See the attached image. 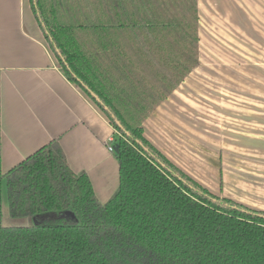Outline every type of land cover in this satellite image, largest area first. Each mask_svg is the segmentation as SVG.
Listing matches in <instances>:
<instances>
[{
    "label": "crops",
    "instance_id": "obj_1",
    "mask_svg": "<svg viewBox=\"0 0 264 264\" xmlns=\"http://www.w3.org/2000/svg\"><path fill=\"white\" fill-rule=\"evenodd\" d=\"M63 3L68 23L89 28L76 38L81 51L140 86L173 84L180 46L196 27L197 64L145 119L143 137L211 193L264 211V72H257L264 57L250 46L264 40V0ZM114 133L64 76L30 0H0L1 172L56 139L69 168L84 172L104 203L118 186L117 160L107 149Z\"/></svg>",
    "mask_w": 264,
    "mask_h": 264
},
{
    "label": "trees",
    "instance_id": "obj_2",
    "mask_svg": "<svg viewBox=\"0 0 264 264\" xmlns=\"http://www.w3.org/2000/svg\"><path fill=\"white\" fill-rule=\"evenodd\" d=\"M30 3L64 76L115 130L118 186L99 202L88 176L69 168L56 139L5 173L0 166V219L4 183L8 215L36 221L0 223V264H264V211L211 193L142 134L152 110L197 64L196 27L180 46L173 84L140 86L129 72L81 51L76 38L89 28L65 20L63 0Z\"/></svg>",
    "mask_w": 264,
    "mask_h": 264
},
{
    "label": "rangeland",
    "instance_id": "obj_3",
    "mask_svg": "<svg viewBox=\"0 0 264 264\" xmlns=\"http://www.w3.org/2000/svg\"><path fill=\"white\" fill-rule=\"evenodd\" d=\"M261 42V44H259ZM258 43V39H251L250 46L251 50L258 49L259 54L264 57V40H260ZM260 57V58H262ZM257 58V53L253 56L251 55V62L254 63ZM257 72L261 74L264 72V64L259 65L257 67ZM255 210V209H254ZM0 223L3 226H11V227H20V226H29L31 224H35L36 221L33 218L23 217V218H12L8 215L7 212V204L5 198V191H4V183L1 185V219Z\"/></svg>",
    "mask_w": 264,
    "mask_h": 264
},
{
    "label": "water",
    "instance_id": "obj_4",
    "mask_svg": "<svg viewBox=\"0 0 264 264\" xmlns=\"http://www.w3.org/2000/svg\"><path fill=\"white\" fill-rule=\"evenodd\" d=\"M91 95L98 101V98L94 94L91 93ZM117 150H118V147H117V145H115L114 146V152H117ZM64 215L67 216L71 220V222H76L75 215L72 213L71 210H66L64 212Z\"/></svg>",
    "mask_w": 264,
    "mask_h": 264
},
{
    "label": "built area",
    "instance_id": "obj_5",
    "mask_svg": "<svg viewBox=\"0 0 264 264\" xmlns=\"http://www.w3.org/2000/svg\"><path fill=\"white\" fill-rule=\"evenodd\" d=\"M111 143H112V139H111ZM107 149H108L109 151H111V152L114 151V147L112 146V144H109V145L107 146Z\"/></svg>",
    "mask_w": 264,
    "mask_h": 264
}]
</instances>
